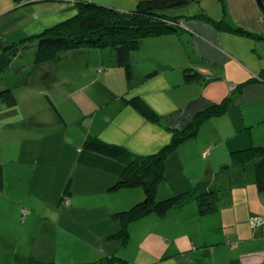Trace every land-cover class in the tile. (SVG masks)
<instances>
[{
    "label": "crops",
    "instance_id": "crops-1",
    "mask_svg": "<svg viewBox=\"0 0 264 264\" xmlns=\"http://www.w3.org/2000/svg\"><path fill=\"white\" fill-rule=\"evenodd\" d=\"M60 1L61 7L45 22L40 19L33 24L26 30V36L36 35L74 15L78 1L130 11L139 0ZM167 13L184 17L183 28L175 34L142 39L140 47L131 54L133 75L130 79L137 76L139 84L128 83L129 87L122 88L121 94L91 93L87 107L78 106L74 111L68 107L59 109L51 99L55 109H47L51 116H33L40 127L21 129L26 134L38 129L43 134L41 149L32 157L21 156L16 148L23 142L18 136L14 140L19 129L14 120L8 118L1 123L0 264H31L35 260L97 264L111 256L125 260L114 264H264V227L250 225L252 216L264 215V191L257 187L253 161L235 165L228 154L225 160L213 155L206 159L208 148L213 149L210 141H203L199 134L184 141L167 158L168 162L176 159L181 176L168 187L169 181L165 180L170 179V173H167L157 191V195H163L157 198L180 194L196 187V182L206 181L218 190V208L201 214L198 204L191 201L164 215L153 213L131 222L124 228L126 237L120 235L125 233L123 224L113 213L129 209L144 199L145 193L137 188L111 191L110 187L118 180L116 174L79 161L82 145L89 136L125 147L135 154L156 153L171 142L174 131L183 130L199 111L218 101L208 93L214 81L232 85L233 81L238 84L262 75L264 66L260 71L255 69L254 74L245 66L248 59L258 60L256 64L264 59V12L257 0H200ZM227 26L250 34L230 31ZM82 49L84 53L98 52L106 70H116L121 79L123 69L114 49ZM189 68L202 73L205 80L187 83L185 70ZM217 69L224 72L217 74ZM43 72L42 79L49 81L48 76L53 72ZM242 75L251 77L241 78ZM108 79L104 76L102 85L108 86ZM31 82L23 78L21 83L6 87L14 92L16 105L17 94H26L22 86L25 89ZM191 84L204 87L201 93L189 98L192 101L188 100L187 106L183 104L185 94L180 90ZM70 85L73 98L81 94L79 86ZM55 86L62 91L58 84ZM135 96L141 97L161 116V123L149 121L124 100ZM234 100L241 106L260 105L253 108L250 120L247 115L244 117L245 127L251 128V134L253 124L262 123L260 126L264 127V82H248L241 92L235 93ZM12 107L0 100L1 112L6 113ZM262 133L258 140L254 135L251 142L229 147L234 151L264 145ZM44 134L52 137V146L51 137L48 139ZM226 163L228 167H224ZM6 164L13 171L6 172ZM69 182L70 203L66 204L63 197ZM162 186H167L165 191Z\"/></svg>",
    "mask_w": 264,
    "mask_h": 264
},
{
    "label": "trees",
    "instance_id": "trees-1",
    "mask_svg": "<svg viewBox=\"0 0 264 264\" xmlns=\"http://www.w3.org/2000/svg\"><path fill=\"white\" fill-rule=\"evenodd\" d=\"M197 1L200 0H139L135 8L130 11H122L93 1H78L74 15L33 35L37 39L35 63L52 62L62 52L80 47L112 48L119 66L125 70L127 78L130 79L133 75L131 54L140 47L142 39L178 33L183 28L184 17L169 15L167 11L185 7ZM227 29L250 34L231 26H227ZM23 41L26 42V38ZM25 42L21 45L24 46ZM15 52L18 51L7 49L0 56V76L9 71L12 55ZM204 80L202 73L191 68L185 70L187 83ZM253 81L264 82V71L259 77H253L236 84V89L232 90L230 94L199 111L183 130L174 131L171 142L156 153L139 155L96 136L86 138L79 154V161L116 174L118 180L110 187L111 191L128 188L144 189L143 200L135 203L129 209L113 213V217L122 222L123 232H125V226L133 221L153 213L164 215L173 208L191 201L198 204L201 214L218 208V190L211 188L206 181L199 183L193 189L164 199L157 198L158 187L166 178V161L169 155L181 143L195 137L200 126L206 120L224 115L231 101L234 100L235 93L241 92L243 86ZM0 100L11 107L17 104V98L9 88L0 91ZM124 100L149 121L161 123V116L141 97L135 96L124 98ZM231 156V162L235 165H244L249 161L254 162L257 187L259 191H264V145H253L234 150L231 152ZM70 185L69 182L63 201L69 198ZM126 234V232L120 233L123 237H126ZM118 261L124 262L125 260L118 256H111L102 259L97 264H114ZM31 264L54 263L35 260Z\"/></svg>",
    "mask_w": 264,
    "mask_h": 264
},
{
    "label": "rangeland",
    "instance_id": "rangeland-1",
    "mask_svg": "<svg viewBox=\"0 0 264 264\" xmlns=\"http://www.w3.org/2000/svg\"><path fill=\"white\" fill-rule=\"evenodd\" d=\"M58 3L61 4L62 1L0 0V56H2L7 49L11 51L12 49H15V51H18L12 55V62L9 71H7V73L5 72V74H2L0 77V88L6 89V87L11 86L12 84L16 85L21 83L23 78L32 81L30 85L26 86L27 88L23 89L22 86L21 90L22 92L26 91V94L25 92L22 94L19 93V95L17 94L18 105L13 106L10 109L7 108L6 113H4L5 111L1 112L0 110V127L3 126L1 123H3L8 118H12L14 120V125L19 127V129L16 130L17 135H15L14 140L16 141L18 136V139L22 140L23 142V145L21 146L16 147L15 145L21 156L28 155V157H32V155L35 154L37 150L39 151L41 149L40 141L43 139V134H41L38 129L32 132L30 131L27 134L22 133L21 129L28 126L40 127L39 122H37L36 118H33V116L36 117L39 114V118L43 117L44 115L49 118L51 116V112L47 109L52 108L55 111L53 108L54 106L50 101L51 99L57 103L55 104L59 109H64L65 107L66 110L68 107L69 110L74 111L78 106L81 109L87 107V105L91 102V100H89L91 99V93L94 94L95 92H99L101 96H104L115 91L116 94H121L123 91L122 88L127 90L129 87L128 83H130L132 86L139 84V81L136 80L137 76L133 79H128L123 68L122 72L120 73L121 79L124 82L121 81L116 70H106V66L100 60L98 52L84 53L82 48L87 47H80L81 49L76 48L64 51L59 54V56L52 62L35 64L37 39L30 35L26 36L25 32L26 30L30 29L33 24H37L40 19L45 22L51 13L55 12L61 7L58 5ZM25 38L26 42L23 41ZM24 42L25 44L22 46L21 44ZM109 49L112 51V48ZM263 61L264 59H262V63ZM247 62L248 65L245 66L250 74H254V71L257 69L260 71L261 66H264L262 63L256 64L258 60L248 59ZM100 69H103L102 72H100ZM47 70L53 72V75H49L48 77L50 80L44 82L42 79V73L44 74L43 71ZM210 72H215V70ZM223 72L224 69H217L216 71L217 74H221ZM101 75L102 77H100ZM104 76L105 78L106 76L109 77L107 82L110 84L108 86L102 85L104 83ZM54 77L56 79L52 81ZM245 77L248 79L251 76H241V78ZM54 82L59 85L62 91H58ZM214 82L212 85H209L208 89H210V92L208 93L215 96L217 98L216 100L218 101L230 94L232 90L236 89V81H233L234 83L232 85H229L230 83L227 82L225 85L223 82H220L221 84ZM74 83L75 86H79L81 94L73 98V96H71L73 94V89L70 84ZM203 87L204 86H200V84L185 85V88L180 90L185 94V96L183 95L185 98L183 104L186 103L188 106L189 98L193 97L197 92L201 93L203 91ZM67 94H69V96H67ZM59 95H65V97H59ZM76 103L77 106L75 105ZM94 106L95 105H93L92 108H94ZM259 106L260 105H258V103H254L252 105L248 103L246 106H241L240 104L236 103V100H233L231 101L230 106L224 115L206 120L200 126V130L198 132L199 138H201L203 141H210L209 145H211L213 149L217 147V150H213L211 147L208 148L209 153L207 154L208 157L206 159H209L211 155H213L219 160H225L227 154L228 157L232 159V150L229 146H232L235 143L241 144L246 141L251 142L254 135V138H256L255 140H258V137L261 136L263 134L262 132L264 131V127L260 126L262 123L253 124L252 122L254 131L253 134H251V128L246 129V127L249 126L245 127L246 124L244 123V117L247 115L248 119L250 120V116L253 114V108L256 109ZM259 133L261 135H259ZM48 134L44 135H46V138L49 139L51 136ZM2 135L3 134H0V152ZM52 141L53 140L51 137V142H49L51 146ZM50 152L51 150L49 153ZM168 161L169 159L166 161V166L168 167V169L166 167V174L170 173V179L165 181H169L166 183H169L168 187H171L172 183L176 181V178L181 176V174L177 170L179 167L176 164V159H172L170 162ZM228 166L226 163L224 167ZM5 170L6 172L9 170L11 172L13 171V168L6 164ZM201 182L202 181L196 182L195 186ZM164 187L166 188L167 186H162V191H165L163 190L165 189ZM138 189L144 192L143 188H137L136 190ZM161 195L163 194L160 193V195L158 194L157 196L160 197Z\"/></svg>",
    "mask_w": 264,
    "mask_h": 264
},
{
    "label": "built area",
    "instance_id": "built-area-1",
    "mask_svg": "<svg viewBox=\"0 0 264 264\" xmlns=\"http://www.w3.org/2000/svg\"><path fill=\"white\" fill-rule=\"evenodd\" d=\"M233 87H235V86H233ZM208 153H209V150L206 151L205 155L207 156ZM64 202L66 204H69L70 203V201H69L68 198H66L64 200ZM250 225L253 228H256V227H264V215H255V216H252L250 218Z\"/></svg>",
    "mask_w": 264,
    "mask_h": 264
},
{
    "label": "water",
    "instance_id": "water-1",
    "mask_svg": "<svg viewBox=\"0 0 264 264\" xmlns=\"http://www.w3.org/2000/svg\"><path fill=\"white\" fill-rule=\"evenodd\" d=\"M258 4L260 5V7L262 8L263 12H264V0H257Z\"/></svg>",
    "mask_w": 264,
    "mask_h": 264
},
{
    "label": "bare ground",
    "instance_id": "bare-ground-1",
    "mask_svg": "<svg viewBox=\"0 0 264 264\" xmlns=\"http://www.w3.org/2000/svg\"><path fill=\"white\" fill-rule=\"evenodd\" d=\"M69 199V198H68ZM69 201H70V199H69Z\"/></svg>",
    "mask_w": 264,
    "mask_h": 264
}]
</instances>
